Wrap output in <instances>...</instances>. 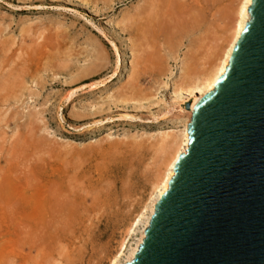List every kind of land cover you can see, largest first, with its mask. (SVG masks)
I'll return each instance as SVG.
<instances>
[{
  "label": "rangeland",
  "instance_id": "rangeland-1",
  "mask_svg": "<svg viewBox=\"0 0 264 264\" xmlns=\"http://www.w3.org/2000/svg\"><path fill=\"white\" fill-rule=\"evenodd\" d=\"M158 1L0 0V264H111L134 242L174 86L239 4Z\"/></svg>",
  "mask_w": 264,
  "mask_h": 264
},
{
  "label": "water",
  "instance_id": "water-1",
  "mask_svg": "<svg viewBox=\"0 0 264 264\" xmlns=\"http://www.w3.org/2000/svg\"><path fill=\"white\" fill-rule=\"evenodd\" d=\"M195 101L187 145L121 264H264V0ZM188 108V103H185Z\"/></svg>",
  "mask_w": 264,
  "mask_h": 264
},
{
  "label": "bare ground",
  "instance_id": "bare-ground-1",
  "mask_svg": "<svg viewBox=\"0 0 264 264\" xmlns=\"http://www.w3.org/2000/svg\"><path fill=\"white\" fill-rule=\"evenodd\" d=\"M159 1L161 2L159 3L160 8L165 9L166 13H167V9H170L173 6L172 4L175 3L174 2L175 0H159ZM238 3L239 4H236V6L238 5L236 9L234 8L235 9L234 21L229 27L227 26V28H229L227 33H229L230 36H229L226 46L222 50H219L218 48L215 49L217 51L218 50L221 51L222 52L221 55L218 56L219 53H215V50L211 51V53L209 52V54H207L204 57L205 60L202 62V64L198 66L196 71H191V70H194L195 67L194 69H191V70L189 69V72L191 73L188 72L187 73L188 75L186 76V78L184 76V80H181L180 82L177 83L176 86H174L173 95L171 97H172L173 103L176 104L180 109L179 111L180 113L178 115L179 117H177L178 119L176 122L177 125L172 127L171 130L164 131V132L162 131L159 133L161 141L159 142L160 148L158 146V149H161L162 153L166 152V154L168 155V158L164 156L162 157V159L163 158L164 159L161 162L163 163V161H165L164 169L162 173L159 171L161 175L158 173L160 177L159 179L156 180V183L153 185L154 186L153 191L150 197H148L149 199L147 203L145 204V206H143L144 207L143 210L140 211V213L137 215V217L134 219L131 225H129V228L127 230V233H126L127 236H131L135 232V229L138 230L139 233L137 237L134 239V242L129 245H127L128 243H127L126 238L123 239L117 254L113 257V259L110 262L111 264H121L122 262L129 260L132 257L134 251L137 249V246L143 237V230L148 223L149 215L152 213L153 204L156 201V199L162 194V192L166 189L167 181L172 175V165L177 155L183 152L187 145L186 125L190 118L191 109L199 96H201L202 94L212 89L216 78L218 77V75H220L223 72V69L227 63L229 53L234 44V41L237 39L244 25V22L248 19L247 6L249 5L250 0H239ZM170 10H168L169 13H170ZM161 12L164 13L165 11L163 12V10H161ZM166 13H164V15ZM169 13H167V15ZM221 38L223 37H220V39ZM217 39L219 40V38H215V40ZM215 42L214 44H212L214 45V48H216L217 46L219 47V44L216 43L217 44L216 46ZM203 56L204 55H202V57ZM185 102L188 103V108L186 110H182L181 105H183ZM160 160L161 159H159V161Z\"/></svg>",
  "mask_w": 264,
  "mask_h": 264
}]
</instances>
